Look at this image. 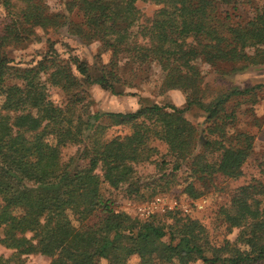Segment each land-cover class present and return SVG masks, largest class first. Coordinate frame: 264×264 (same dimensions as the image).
<instances>
[{"label":"trees","instance_id":"16d2710c","mask_svg":"<svg viewBox=\"0 0 264 264\" xmlns=\"http://www.w3.org/2000/svg\"><path fill=\"white\" fill-rule=\"evenodd\" d=\"M137 1L161 8L134 34ZM238 1L68 0V13L80 17L73 22L50 12L44 0H1L0 245L13 250L14 257L0 256V264H24L21 256L37 254L49 264H128L132 256L137 264H264L262 182L237 187L229 204L220 207L227 231L236 229L237 235L218 246L195 219L176 214L168 224L157 223L154 215L132 219L113 209L100 192L102 183L113 189L125 186L128 195L140 192L133 165L158 153L149 145L151 138L165 144L171 157L155 163L159 176L151 183L153 191L170 181L164 173L168 167L177 172L186 166L208 186L216 175L237 179L249 159L264 158L253 152L252 135L229 131L235 118L224 105L248 89L211 92L203 86L198 66H264V4L254 8L250 20L233 23L232 15L219 8L235 10ZM65 25L83 42H100L102 51L110 53V67L122 53L132 54L140 66L157 63L159 89L183 93L184 106L150 103L133 112L90 114L84 83L117 94L115 84L121 80L113 71L102 70L93 80L84 60L72 54L63 58L52 46L31 67L16 66L9 57L8 49L31 42L37 29ZM8 80L18 83L8 85ZM48 85L66 95L63 105L49 100ZM192 107L205 114L200 150L197 128L185 117ZM113 126L131 132L104 139ZM67 147L75 152L63 160ZM213 152L217 160L210 162L207 155ZM197 191L191 180L186 183L190 198H197Z\"/></svg>","mask_w":264,"mask_h":264},{"label":"rangeland","instance_id":"374dc122","mask_svg":"<svg viewBox=\"0 0 264 264\" xmlns=\"http://www.w3.org/2000/svg\"><path fill=\"white\" fill-rule=\"evenodd\" d=\"M14 1V0H13ZM50 12L59 13L69 18L73 22L80 20L79 15L74 12L68 13L66 3L68 0H44ZM264 4V0H239L235 10L232 6H221L219 12L223 11L232 15L231 22H245L252 18L254 8ZM139 11L137 23L130 29L132 33L138 32L139 25H146L153 17L161 5L147 1H137L135 3ZM4 9L0 0V17L4 16ZM37 37L21 48L8 49V55L14 60L16 66L21 68L31 67L40 56L47 52L49 46H52L63 58L69 54L75 55L87 63L91 79H97L100 71H113L121 80L115 84L117 94L109 90L102 89L96 83H84L83 90L86 98L90 100L89 111L94 113L120 112L127 113L137 110L140 105L146 104H166L170 103L178 107H183L185 96L178 90H169L162 92L159 89L162 80V72L157 63L148 62L139 65L132 54L122 53L118 55L114 67H110V53L103 52L101 44L98 41L83 42L76 36L71 35L65 26L58 29L36 30ZM139 43L141 39H138ZM202 73V83L214 93H225L233 89H248V92L231 96L225 103V109L228 113L234 115L233 126L229 131L239 130L252 135L253 152L255 155L264 154V66L248 67L240 70H232L238 66L224 64L216 70L207 64L198 62ZM18 83L15 80H8L6 84ZM49 100L54 105H63L66 102V95L56 87L47 86ZM1 99V97H0ZM185 117L197 128V150L205 140V114L197 107H192L185 112ZM105 121V118L102 119ZM131 132L129 127L113 126L106 130L104 139H111L116 135H125ZM149 145L158 150L149 161L134 164L135 175L139 179L140 192L138 194L128 195L125 192V186L117 189L109 187L106 183L100 186V192L104 199H109L112 208L116 211L126 213L132 219L142 221L138 217L136 208L146 202L151 201L157 196L165 200H176L185 205L187 211L163 210L153 214L157 223L168 224L171 222L172 214L177 216H187L195 219L205 228L208 240L214 246L222 244L225 240L233 241L237 235V230L227 231L222 217L219 215V209L229 204L232 192L239 186L252 183H264V158L249 159L243 165V174L237 179H227L216 175L212 184L203 186L202 180L192 177L189 168L184 166L177 172H171L170 167L165 170V176L169 177V182H162L161 187L153 191L151 185L153 179L159 176L155 167L156 162L162 160L169 161L171 157L167 153L165 144L151 138ZM75 152V147L63 149L62 157L66 160ZM217 153H209L207 159L210 162L217 160ZM170 175H173L171 177ZM190 175L192 178H190ZM195 183V188L200 192L197 198H190L185 192L184 187L187 182ZM197 191V192H198ZM151 215V216H153ZM150 216V217H151ZM167 241V237L164 238ZM13 250H9L0 245V256L4 259L13 258ZM24 264H49V259L43 255H25L21 256ZM138 258L132 256L128 259V264H137ZM101 264H106L105 260H100ZM194 264H200L199 262Z\"/></svg>","mask_w":264,"mask_h":264},{"label":"built area","instance_id":"2783aa9c","mask_svg":"<svg viewBox=\"0 0 264 264\" xmlns=\"http://www.w3.org/2000/svg\"><path fill=\"white\" fill-rule=\"evenodd\" d=\"M174 209L180 210L181 212L187 211L185 205H183L182 203L176 200L167 201L163 197L157 196L151 201L139 205L136 208V213L138 217L146 219L151 215L161 212L163 210H174Z\"/></svg>","mask_w":264,"mask_h":264}]
</instances>
